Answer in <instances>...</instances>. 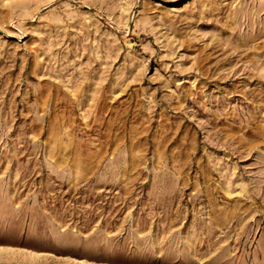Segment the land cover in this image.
<instances>
[{
    "label": "rangeland",
    "instance_id": "obj_1",
    "mask_svg": "<svg viewBox=\"0 0 264 264\" xmlns=\"http://www.w3.org/2000/svg\"><path fill=\"white\" fill-rule=\"evenodd\" d=\"M263 64L264 0H0V264H264Z\"/></svg>",
    "mask_w": 264,
    "mask_h": 264
},
{
    "label": "bare ground",
    "instance_id": "obj_2",
    "mask_svg": "<svg viewBox=\"0 0 264 264\" xmlns=\"http://www.w3.org/2000/svg\"><path fill=\"white\" fill-rule=\"evenodd\" d=\"M231 14H232V13H231ZM233 15H234V14H233ZM230 17H231V16H230ZM233 17H234V16H233ZM227 21H228V20H227ZM228 22L230 23V21H228ZM226 33H227V32H226ZM229 33H230V32H229ZM229 33H228V34H229ZM246 35H247V34H246ZM216 36H217V35H216ZM224 37H225V36H224ZM228 37H229V36H228ZM246 37H247V36H246ZM221 38H222V37H221ZM218 39H219V37H218ZM243 39H244V38H243ZM243 39H242V40H243ZM225 40H226V39H225ZM242 40H241V42H243ZM245 40H246V39H244V41H245ZM217 41H218V40H217ZM229 41H231V39H230ZM226 42H227V41H226ZM231 42H233V41H231ZM238 43H240V42H238ZM219 44H220V43H219ZM233 45H234V43H233ZM243 45H244V50H246V51L249 50V49H251V48H253V49H257V47H258V46L256 47L255 44H254V45H249V44L245 43V44H243ZM224 46H225V45H224ZM231 47H232V46H231ZM231 47H230V48H231ZM236 47H237V46H236ZM262 47H263V46H262ZM232 49H233V47H232ZM234 50H235V49H233V51H234ZM233 54H234V53H233ZM253 54H254V53H253ZM231 55H232V54H231ZM235 55H236V54H235ZM237 55H238V57H241V55H242V51H241V53H239V54H237ZM237 55H236V56H237ZM236 56H235V57H236ZM244 56H245V55H244ZM230 57H232V56H230ZM250 57H251V56H250ZM242 58H243V57H242ZM249 59H250V58H249ZM238 60H239V59H238ZM247 60H248V59H247ZM240 61H241V60H240ZM244 61H246V60H244ZM244 61H243V62H244ZM248 61H249V60H248ZM258 61H261V59H259ZM262 61H263V60H262ZM244 64H245V63H244ZM263 65H264V64H263ZM251 66H252V65H251ZM253 67H254V66H253ZM254 69H255V68H254ZM255 70H256V69H255ZM225 77H226V76H225Z\"/></svg>",
    "mask_w": 264,
    "mask_h": 264
}]
</instances>
